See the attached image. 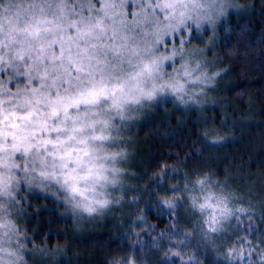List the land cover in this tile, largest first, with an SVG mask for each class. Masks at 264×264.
Returning a JSON list of instances; mask_svg holds the SVG:
<instances>
[{"label":"snow or ice","instance_id":"obj_1","mask_svg":"<svg viewBox=\"0 0 264 264\" xmlns=\"http://www.w3.org/2000/svg\"><path fill=\"white\" fill-rule=\"evenodd\" d=\"M116 4L122 15H113ZM116 4L91 0L85 10L76 0H0V192L16 190L14 210L26 214L22 179L46 186L49 179L67 183L75 173L84 180L107 181L105 166L97 161L115 159L106 147L115 139L110 130L117 117L125 120V106L138 102L133 93L143 95L145 80L160 73L162 61L148 58L154 57V46L142 48L136 40L140 32L146 44L150 40L152 24L142 16L167 22L163 44L175 56L191 44L193 27L185 21L213 10L212 0H171L162 8L156 0ZM126 65L132 70L126 71ZM101 101L110 103L101 107ZM167 168L159 174L161 183L171 180ZM179 182L177 176V184L155 188L150 196L154 210L160 205L169 212L172 233L180 228L179 200L162 203L158 197L176 196ZM255 215L252 206L230 208L227 203L219 217L213 213L208 228L224 241V264H264V232L255 233ZM137 225L155 230L146 228L143 213L131 227Z\"/></svg>","mask_w":264,"mask_h":264},{"label":"trees","instance_id":"obj_2","mask_svg":"<svg viewBox=\"0 0 264 264\" xmlns=\"http://www.w3.org/2000/svg\"><path fill=\"white\" fill-rule=\"evenodd\" d=\"M241 2V11L218 28L216 48L224 72L212 84L207 98L210 103L197 112L195 106L181 108L168 102L144 121L131 141L130 174H126L118 206L83 221L72 217L50 196L34 191L24 202L26 214L15 210L13 217L18 224H27L32 241L47 246L38 256L28 254L30 264H108L110 258L129 252L136 255L139 264H177L175 258L162 256L166 246H191L203 264H224L214 259L195 232L193 237L184 234L194 225L182 204H178L180 233L169 231L172 221L167 210L160 205L153 209L150 196L155 188L164 191L185 172L219 173L217 177L227 180L239 193L240 207L255 208V233L264 232V0ZM202 128L208 135H200ZM209 137L223 139L210 143ZM164 165L171 180L161 183L160 172L152 173ZM141 213L147 220L146 228H154V232L139 225L131 227ZM218 242L220 249L225 246L222 238ZM153 243L157 247L153 248Z\"/></svg>","mask_w":264,"mask_h":264},{"label":"clouds","instance_id":"obj_3","mask_svg":"<svg viewBox=\"0 0 264 264\" xmlns=\"http://www.w3.org/2000/svg\"><path fill=\"white\" fill-rule=\"evenodd\" d=\"M57 2L63 3L66 0H57ZM159 6L164 7L163 4ZM243 7L244 4L241 0H236V8ZM157 39L160 41L159 44L156 43ZM163 39L164 30L162 29H155L150 33V44L154 46V57L149 56L148 58H157L162 61L160 63V73L154 76L153 79L145 80L142 85L143 95L138 91L133 93L138 97V102L125 106L124 121L137 119L139 114L153 110V105L164 97L172 99L173 103L181 108H186L190 104L199 107L205 103L207 95L205 88L210 86L218 77H221L224 72V69L220 67H216L209 72L208 68L201 66L200 61L190 62L187 59H182L179 53L173 56L171 46L166 48ZM141 47L143 48V46ZM198 50L205 51V47L198 48ZM164 57H167V59H164ZM125 68L126 71L132 70L128 65ZM154 84L155 88H153ZM149 92H151L150 97L147 95ZM214 102V100H211V103ZM109 103V101H101V107H105ZM112 115L116 116L114 112ZM117 121H120L119 117L116 118V126L110 131L115 138L114 140H123V136L113 135L120 126ZM206 131V128L200 129V135L204 136ZM208 139L210 143H220L223 137H209ZM108 151L115 154L114 160L97 161V163H102L105 166L104 175L107 176V181L97 183L94 180H84L73 173L67 183L63 179H49L45 182L46 186H38L37 181L35 185L31 186L35 187L41 194L50 196L56 202H62L73 211L87 217L96 216L102 211L116 207L123 200V196H113L108 189L116 186L120 175L130 174L126 167H119L118 165L120 161H127L133 152L124 145L118 149H108ZM69 167H72V165H69ZM162 170L163 168L156 170L153 175ZM178 187L179 191L176 196L158 197V199L162 203L165 199L179 200V203L186 208L187 213L191 214L193 218L194 227L186 228L184 234L193 237L195 232L196 239L201 240L212 251L214 259L224 262L217 238L219 234L210 232L208 225L214 212L218 217L220 216V210L225 203L230 208L240 207L239 193L232 188L227 180L222 181L213 172L207 170L196 171L192 174L185 172ZM15 194L16 191L12 189L0 192V264H30L27 259L28 254L38 256L44 248H47V246L32 241L27 224H18L10 211L7 210V202L13 199ZM131 199H134V197H131ZM62 211L61 209L60 212ZM25 236H27L26 240L23 239ZM29 241H32L31 248L29 247ZM53 247L57 248L59 246L53 245ZM61 251L63 252L64 249L61 248ZM162 256L175 258L177 264H203V260L191 246L188 248L166 246L162 251ZM125 262L127 264H139L136 255L131 252L126 255L117 254V256L109 259L108 264H125Z\"/></svg>","mask_w":264,"mask_h":264},{"label":"rangeland","instance_id":"obj_4","mask_svg":"<svg viewBox=\"0 0 264 264\" xmlns=\"http://www.w3.org/2000/svg\"><path fill=\"white\" fill-rule=\"evenodd\" d=\"M77 3H82V6L85 10H87L89 7H91V0H76ZM102 2L108 3V4H116V0H102ZM171 0H156V4H167L170 3ZM213 4V10L210 14H192V18L190 20L185 21L186 24L191 25L193 28L191 29V32L193 35L191 38V44L184 49V51L181 54L182 59H187L190 62L191 61H200L201 66L204 68H208L209 72L214 70L216 67H220V54L216 48V39L218 36V28L219 26L225 22L231 15L238 14L241 11L240 9L236 8V0H212ZM117 11L116 13H113V15H122L123 9L116 4ZM140 12H143V9H140ZM142 20H148L151 21L152 27L148 29L149 37L150 33L153 32L155 29H162L165 30L167 28V22L163 21L162 17L157 18L151 16L149 14L147 17L142 16ZM175 23V21H173ZM136 40L140 43L141 46L146 47L150 46V40L148 44L145 43L146 37L144 36L143 32H140L136 36ZM205 51H199L198 48H204ZM179 62V61H177ZM213 84V82H212ZM207 86L205 88L206 97H205V103L199 107L195 105H188V107L195 106V110L197 112H200L202 108H205L204 106H207V104L210 103L207 98L209 97L211 91V87ZM213 88V87H212ZM173 103L172 99L164 97L160 98L155 105H153V110H148L145 113L139 114L137 119H133L130 121H117L119 123V128L116 130V132L113 133L114 136H123V140H113L109 145L106 147L111 150L114 148H119L122 145L126 146L131 151L134 150V143L131 144V141L135 139L136 137V130H138L143 124L144 121L154 113V111L158 108L159 105L164 106L166 103ZM138 111V110H135ZM129 161V162H128ZM131 158L128 157L127 161H120L119 167H126L130 166ZM127 173H124L118 177V183L115 187H110L108 191L112 193L113 196L119 195L120 191L123 190V182L125 181V177ZM36 181H32L31 184L27 182V180H21L20 186L21 188L26 190V193H21L24 196V202H26V199L33 194L32 192H37L38 194H41L39 191L36 190L35 187L31 185H35ZM16 191V190H14ZM11 200L7 202V210L10 211L12 216L15 214V210L11 206ZM61 204L66 209L65 211L68 212L72 217L79 218L83 221L94 219L96 217H99L105 213V211L100 212L98 215L93 217H87L81 213L73 211L70 207L64 205L62 202ZM110 209V208H109Z\"/></svg>","mask_w":264,"mask_h":264},{"label":"bare ground","instance_id":"obj_5","mask_svg":"<svg viewBox=\"0 0 264 264\" xmlns=\"http://www.w3.org/2000/svg\"><path fill=\"white\" fill-rule=\"evenodd\" d=\"M144 126H145V125H144ZM146 127H148V126H146ZM146 127H145V128H146ZM149 127H150V126H149ZM151 127H152V126H151ZM146 130H148V129L146 128ZM142 133H143V132H142ZM133 165H134V164H133ZM133 169H134V168H133ZM140 169H141V168H140ZM152 170H153V169H152ZM141 171H142V170H141ZM137 172H138V171H137ZM219 172H220V170H219ZM135 173H136V172H135ZM216 173H217V172H216ZM141 174H142V173H141ZM141 174H140V175H141ZM145 174H146V173H145ZM152 174H153V173H152ZM152 174H151V176H152ZM223 174H224V173H222V176H223ZM218 175H219V173H217V176H218ZM224 175H225V174H224ZM220 177H221V176H220ZM131 178H133V177H131ZM221 178H222V177H221ZM221 178H220V179H221ZM135 180H136V179H134V181H135ZM137 180H138V179H137ZM137 180H136V182H137Z\"/></svg>","mask_w":264,"mask_h":264}]
</instances>
